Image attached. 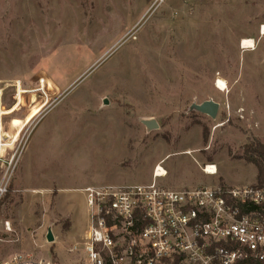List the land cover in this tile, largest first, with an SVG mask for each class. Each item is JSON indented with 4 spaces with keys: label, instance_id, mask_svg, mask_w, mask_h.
I'll use <instances>...</instances> for the list:
<instances>
[{
    "label": "rangeland",
    "instance_id": "374dc122",
    "mask_svg": "<svg viewBox=\"0 0 264 264\" xmlns=\"http://www.w3.org/2000/svg\"><path fill=\"white\" fill-rule=\"evenodd\" d=\"M261 25L264 0H0V260L89 264L83 189L148 184L157 164L170 189L255 184L240 157L264 142Z\"/></svg>",
    "mask_w": 264,
    "mask_h": 264
},
{
    "label": "built area",
    "instance_id": "2783aa9c",
    "mask_svg": "<svg viewBox=\"0 0 264 264\" xmlns=\"http://www.w3.org/2000/svg\"><path fill=\"white\" fill-rule=\"evenodd\" d=\"M12 85L17 95L23 91L18 81ZM5 86H0V127L7 111L2 106ZM159 166H154L148 184L83 189L89 210L84 247L89 264H264V185L170 189L157 182L163 176ZM7 172L0 181V198ZM203 172L212 174L207 165ZM2 228L12 232L8 220ZM0 264L58 262L17 251Z\"/></svg>",
    "mask_w": 264,
    "mask_h": 264
},
{
    "label": "trees",
    "instance_id": "16d2710c",
    "mask_svg": "<svg viewBox=\"0 0 264 264\" xmlns=\"http://www.w3.org/2000/svg\"><path fill=\"white\" fill-rule=\"evenodd\" d=\"M246 163L256 167V184L264 185V142L249 140L243 147V154L240 157ZM249 264H260L250 261Z\"/></svg>",
    "mask_w": 264,
    "mask_h": 264
},
{
    "label": "water",
    "instance_id": "95a60500",
    "mask_svg": "<svg viewBox=\"0 0 264 264\" xmlns=\"http://www.w3.org/2000/svg\"><path fill=\"white\" fill-rule=\"evenodd\" d=\"M103 104H107L108 100L105 98L102 101ZM195 109L201 113L208 115L211 118H215L219 109V104L213 100H205L202 103L195 105ZM157 123H155V127H157ZM47 241H53V235L49 230L46 235Z\"/></svg>",
    "mask_w": 264,
    "mask_h": 264
},
{
    "label": "bare ground",
    "instance_id": "6f19581e",
    "mask_svg": "<svg viewBox=\"0 0 264 264\" xmlns=\"http://www.w3.org/2000/svg\"><path fill=\"white\" fill-rule=\"evenodd\" d=\"M261 35H264V25L262 26V30L260 31ZM242 48H251L253 47V41L252 39H244L242 40V44H241ZM216 87L218 89H220L221 91H223L226 88L225 82L222 79H218L216 80ZM207 170L210 171L212 174H214L216 171V167L213 164H208L207 165ZM159 173L161 175H166V171L164 170V168H162V166H159Z\"/></svg>",
    "mask_w": 264,
    "mask_h": 264
},
{
    "label": "crops",
    "instance_id": "0c3cea01",
    "mask_svg": "<svg viewBox=\"0 0 264 264\" xmlns=\"http://www.w3.org/2000/svg\"><path fill=\"white\" fill-rule=\"evenodd\" d=\"M215 165V164H214ZM166 171V170H165ZM218 174V168H217V166H216V172L214 173V174H211V175H215V174ZM168 173H166V175H167ZM166 175H163V176H166ZM207 175H210V174H207ZM162 176V177H163ZM228 185V184H227ZM229 186H232V185H229ZM84 235H85V231L83 232V234H82V236L79 238V239H73L74 238V236L72 235V233H71V230H68V231H66V232H64V237L65 238H71V239H73V242L74 243H76L78 246H79V252H84V254L86 253L85 252V249H84V247H85V244H84V242H83V240H84ZM56 235H53V242L55 241V239H56ZM73 242H72V244H73ZM72 244H70V245H72ZM72 255H74V256H76V255H79V254H74V253H71ZM74 256H72V257H74ZM87 256V255H86Z\"/></svg>",
    "mask_w": 264,
    "mask_h": 264
}]
</instances>
